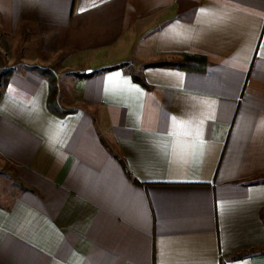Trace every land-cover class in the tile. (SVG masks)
<instances>
[{
    "label": "crops",
    "instance_id": "crops-1",
    "mask_svg": "<svg viewBox=\"0 0 264 264\" xmlns=\"http://www.w3.org/2000/svg\"><path fill=\"white\" fill-rule=\"evenodd\" d=\"M8 69L0 264H264V0H0Z\"/></svg>",
    "mask_w": 264,
    "mask_h": 264
},
{
    "label": "trees",
    "instance_id": "trees-1",
    "mask_svg": "<svg viewBox=\"0 0 264 264\" xmlns=\"http://www.w3.org/2000/svg\"><path fill=\"white\" fill-rule=\"evenodd\" d=\"M157 65H159V64H157ZM160 65L169 66V65H176V64H173V63H161ZM31 68L39 70L40 72H42L43 74L47 75L50 78V99H49V104L52 107V109H54L55 111H58V104L56 102V97H55L56 96L57 85H56V77H55L54 72L51 69H49V68H42V67H36V66L31 67ZM11 73H12V70L8 69L2 74V82H1L0 85H5L8 82ZM88 75L89 74H85L83 76H88ZM244 255L245 254H237V255H235V257H242Z\"/></svg>",
    "mask_w": 264,
    "mask_h": 264
},
{
    "label": "rangeland",
    "instance_id": "rangeland-1",
    "mask_svg": "<svg viewBox=\"0 0 264 264\" xmlns=\"http://www.w3.org/2000/svg\"><path fill=\"white\" fill-rule=\"evenodd\" d=\"M139 60H140L139 57L132 58L130 62L128 63V67L130 69H134L133 64L138 63ZM15 181L16 179L14 175L11 174L8 169L0 170V198H2L4 194L6 195V194H10L13 192V189H15L13 187Z\"/></svg>",
    "mask_w": 264,
    "mask_h": 264
},
{
    "label": "snow or ice",
    "instance_id": "snow-or-ice-1",
    "mask_svg": "<svg viewBox=\"0 0 264 264\" xmlns=\"http://www.w3.org/2000/svg\"><path fill=\"white\" fill-rule=\"evenodd\" d=\"M173 119H175V118H173ZM188 134H190V133H188Z\"/></svg>",
    "mask_w": 264,
    "mask_h": 264
}]
</instances>
